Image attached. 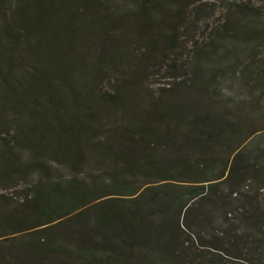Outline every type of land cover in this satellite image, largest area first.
Returning a JSON list of instances; mask_svg holds the SVG:
<instances>
[{
    "label": "trees",
    "instance_id": "trees-1",
    "mask_svg": "<svg viewBox=\"0 0 264 264\" xmlns=\"http://www.w3.org/2000/svg\"><path fill=\"white\" fill-rule=\"evenodd\" d=\"M120 6L119 0H0V23H7L0 89L39 90L44 106L66 99V91L41 87L38 66L24 59L33 39L42 40L43 10L71 9L76 20L87 9ZM53 118L42 121L44 143L26 139L28 158L11 145L17 130L15 143L0 137L4 173L29 176L22 164L39 172L24 187L20 209L0 212V264H37L32 257L46 264L264 263V165L257 147L244 145L241 123ZM47 154L90 171L64 177Z\"/></svg>",
    "mask_w": 264,
    "mask_h": 264
},
{
    "label": "rangeland",
    "instance_id": "rangeland-1",
    "mask_svg": "<svg viewBox=\"0 0 264 264\" xmlns=\"http://www.w3.org/2000/svg\"><path fill=\"white\" fill-rule=\"evenodd\" d=\"M119 1L122 7L114 12L87 9L76 20L71 9L65 15L43 10L42 40L33 39L24 59L38 66L41 87L66 91V99L58 96L54 105L44 106L39 90L1 88L6 97L0 100V137L12 141L17 130L18 142L11 145L28 158L26 139L43 142L42 121L54 116L121 124L124 119H229L241 123L244 145L257 147V161L264 165V0ZM6 29L7 23H0V33ZM91 111L95 118L88 116ZM45 157L64 177L90 171ZM22 166L29 176L8 169L5 174L0 162L5 196L0 212L18 211L24 187L38 177L36 168ZM11 248L12 254L18 250ZM30 260L46 264L38 257Z\"/></svg>",
    "mask_w": 264,
    "mask_h": 264
}]
</instances>
